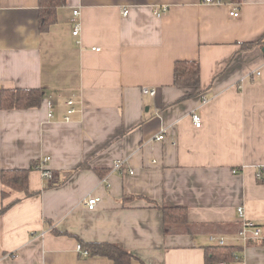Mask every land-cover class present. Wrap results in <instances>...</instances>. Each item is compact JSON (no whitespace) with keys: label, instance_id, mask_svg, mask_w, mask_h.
I'll return each instance as SVG.
<instances>
[{"label":"crops","instance_id":"0c3cea01","mask_svg":"<svg viewBox=\"0 0 264 264\" xmlns=\"http://www.w3.org/2000/svg\"><path fill=\"white\" fill-rule=\"evenodd\" d=\"M213 1L66 0L40 32L38 0H0V92L43 95L39 108H0V175L32 167L34 193L3 197L0 180V264H114L77 252L92 243L131 264H207L212 236L239 264H264L261 241L232 234L264 224V0H241L237 18ZM176 62L198 63V86H174ZM159 207L186 209L187 226L164 234Z\"/></svg>","mask_w":264,"mask_h":264},{"label":"trees","instance_id":"16d2710c","mask_svg":"<svg viewBox=\"0 0 264 264\" xmlns=\"http://www.w3.org/2000/svg\"><path fill=\"white\" fill-rule=\"evenodd\" d=\"M235 6H239L241 0H227ZM66 0H38L39 30L46 32L55 22L57 10L64 6ZM262 42H254L243 45V49H251L261 46ZM200 70L197 62H176L174 66V86L196 87L199 85ZM43 99L39 89L3 90L0 92V108L2 110H27L39 108ZM32 167L24 170H7L0 175L3 185L2 196H7V190L23 192L31 197L34 193L28 190V174ZM163 218L164 234L176 233L177 228L187 226V211L184 208L159 207ZM262 228L261 245L264 246V224ZM89 257H104L112 260L114 264H131L132 256L122 248L112 244H86L83 246ZM234 246H212L206 249L207 264L211 262L235 261ZM208 251H210L208 253ZM212 251V253H211ZM210 254V255H209ZM210 262V263H209Z\"/></svg>","mask_w":264,"mask_h":264},{"label":"built area","instance_id":"2783aa9c","mask_svg":"<svg viewBox=\"0 0 264 264\" xmlns=\"http://www.w3.org/2000/svg\"><path fill=\"white\" fill-rule=\"evenodd\" d=\"M206 3H213V0H205ZM217 3H220V1H218ZM165 10V9H164ZM157 14V16H160L159 12H155ZM231 17L233 18H237L239 17V6H234L233 10L229 13ZM73 15L77 16L78 15V11L74 10L73 11ZM127 15V11H123V16ZM79 32V28L78 26H75L74 30H73V36L78 35ZM98 51V50H97ZM143 94H147L150 96H154L155 95V90H146L144 89ZM70 98L66 100L65 105H66V114H65V120L68 121L70 116L75 112L74 109V94L71 93L70 94ZM206 100L204 99L203 103H205ZM47 107L48 109L51 108V103L47 102ZM48 117H52L51 113H48ZM192 118V122L195 128H200L201 126V121L198 115L196 114H192L191 116ZM163 139V135H160L156 138V141H161ZM48 162V159H42L40 161V167L45 165ZM113 171L119 172L121 175L124 174H129L132 175L133 174V170L130 169L129 167L125 166V162L123 160H117L114 162L113 167H112ZM39 172L41 174V177L43 179V181L45 182V184H49L54 180V176L52 174L51 171L46 170V169H41L39 168ZM100 199L98 197L95 196H89L86 199V208L88 210H93L96 205L99 203ZM238 214L239 216L243 219L244 215H243V209L239 208L238 209ZM232 234L235 235L239 240H242L244 243H246L249 240H254V241H260V239H262V228L260 227V225H257L251 221H247L243 219V223H242V227L238 230V231H233L232 230ZM210 242L213 243L215 246H225V239L223 237H210L209 238ZM76 250L77 252H79L83 257H87L88 253L87 251H85L82 246L80 244L76 245ZM240 261L237 260V257H235V261L231 262V263H227V262H220L219 264H239Z\"/></svg>","mask_w":264,"mask_h":264},{"label":"water","instance_id":"95a60500","mask_svg":"<svg viewBox=\"0 0 264 264\" xmlns=\"http://www.w3.org/2000/svg\"><path fill=\"white\" fill-rule=\"evenodd\" d=\"M261 53L264 55V46L261 48Z\"/></svg>","mask_w":264,"mask_h":264}]
</instances>
